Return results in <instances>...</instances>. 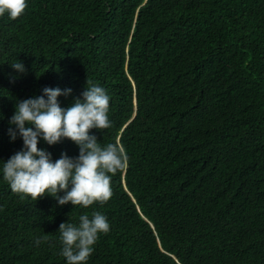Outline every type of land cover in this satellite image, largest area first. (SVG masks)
I'll use <instances>...</instances> for the list:
<instances>
[{
    "label": "trees",
    "instance_id": "trees-1",
    "mask_svg": "<svg viewBox=\"0 0 264 264\" xmlns=\"http://www.w3.org/2000/svg\"><path fill=\"white\" fill-rule=\"evenodd\" d=\"M92 84L112 126L90 131L123 144L128 168L87 208L13 192L0 172V264H66L60 224L94 211L111 230L88 264H264V0H29L0 17V160L23 147L8 135L19 100L71 88L68 107Z\"/></svg>",
    "mask_w": 264,
    "mask_h": 264
},
{
    "label": "clouds",
    "instance_id": "clouds-1",
    "mask_svg": "<svg viewBox=\"0 0 264 264\" xmlns=\"http://www.w3.org/2000/svg\"><path fill=\"white\" fill-rule=\"evenodd\" d=\"M29 0H0V17L5 14L17 19L25 14ZM18 74L28 69L23 61L10 63ZM88 85V83H87ZM72 89L44 87L41 95L19 100L8 120V135L12 142L22 139L23 147L3 161L0 172L11 190L28 195L33 200L51 195L59 206L69 203L87 208L96 202L104 204L113 196L112 178L129 166L128 153L120 142L102 146L92 129H109L110 100L107 90L97 84L86 86L81 97L71 106L63 107L60 97L72 94ZM70 139L79 146V155L67 152L53 159L41 141L56 145ZM62 193V194H61ZM111 230L108 217L99 211L91 216H79V222H63L59 226L62 248L60 254L66 264H88L100 234ZM48 237H38L37 246Z\"/></svg>",
    "mask_w": 264,
    "mask_h": 264
}]
</instances>
